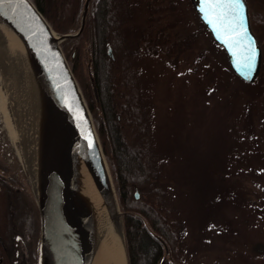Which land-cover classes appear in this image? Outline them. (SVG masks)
<instances>
[{"label": "trees", "instance_id": "trees-1", "mask_svg": "<svg viewBox=\"0 0 264 264\" xmlns=\"http://www.w3.org/2000/svg\"><path fill=\"white\" fill-rule=\"evenodd\" d=\"M34 2L56 32L67 34L80 28L81 0ZM246 2L251 29L262 51L261 69L259 76L251 84L240 80L232 69L231 74L244 85L259 89L258 98L264 108V2ZM97 7L98 5L96 13L87 17L82 34L63 41L62 47L88 106L99 123L97 132L109 165L115 167L112 174L123 213L128 264H191L189 260L197 255L186 244L187 225L181 218L180 207L172 194L173 180L165 176L166 157L154 140L152 106L146 100L140 81L141 71L133 62L138 50L132 48L130 26L125 25L122 33L118 34L115 14H106ZM156 17L153 35L149 36L152 40L145 39L137 45L142 44L148 49L147 53L153 56L161 51L169 55L175 53L174 63L177 65L181 61L180 57L184 60L189 42L187 44L180 37L174 38V33L169 29L171 21H162L161 18L158 22ZM200 25L209 31L201 21ZM214 44L225 54L221 46L215 41ZM109 47L113 49V57L109 54ZM206 54L207 49L201 48L200 60L204 61L203 65L207 68L211 60ZM187 57L190 60L189 54ZM195 57L193 52L191 58L196 60ZM91 76L97 87L98 99L93 91ZM250 120H254L253 114L243 112L239 119L233 120L229 125L232 142L227 151L228 158L233 163L240 162L237 155L239 152L246 158L247 153L252 150L253 142L258 139L252 131ZM239 121H245L246 137L240 134ZM229 176L227 175L228 179L216 181L217 185H205L206 193L202 192L198 196L201 213L209 223L207 231L212 228L219 233L228 231L226 226L230 223L224 218L228 207L248 211L264 219V206L253 199L252 189L243 190L241 182L232 183ZM136 191L139 192V198L135 196ZM23 192L27 197L24 195L26 199L21 208L14 209L10 202L7 209L0 210V237L10 252H15L17 241L22 242L28 250L26 254L29 256V264H37L39 212L33 199H29V189L25 187ZM7 193L10 197L13 192L8 189ZM2 198L0 196V201ZM218 219H222L224 226L215 223ZM252 245L253 249L245 262L264 264V241L253 242Z\"/></svg>", "mask_w": 264, "mask_h": 264}, {"label": "rangeland", "instance_id": "rangeland-1", "mask_svg": "<svg viewBox=\"0 0 264 264\" xmlns=\"http://www.w3.org/2000/svg\"><path fill=\"white\" fill-rule=\"evenodd\" d=\"M168 1L170 31L174 38L189 42L184 60L180 57L181 61L175 65V53L161 51L150 55L146 47L137 45L136 38L130 36L132 48L138 50L133 62L141 71L140 81L152 106L154 140L167 160L165 176L175 185L172 194L188 229L186 244L197 255L189 263L248 264L245 259L253 249V242L264 241V219L228 207L224 212V218L230 223L226 226L228 231L219 233L215 228L207 231L209 223L201 213L198 196L206 193L205 185H217L216 181L228 179L230 175L232 183L240 181L243 190L252 189L253 199L264 206V108L258 98L260 91L244 85L231 74L226 53L215 47L197 14L194 18L193 11L187 10L186 0H179L176 8L172 0ZM81 13L82 8L80 16ZM127 25L132 29L130 22ZM201 48L207 49L210 67L206 68L200 60ZM193 52L196 60L191 58ZM2 80L0 72V160L29 189L28 194L35 202L26 163L21 159L22 146L10 137L13 134L9 126L15 127L16 116ZM243 112L253 114L254 120L249 123L258 139L246 158L241 156L242 152L237 154L240 162L236 164L228 158L232 142L229 125ZM95 125L99 126L97 119ZM245 125V121H239V131L244 137ZM110 168L114 172L115 167ZM215 223L225 224L222 219Z\"/></svg>", "mask_w": 264, "mask_h": 264}, {"label": "water", "instance_id": "water-1", "mask_svg": "<svg viewBox=\"0 0 264 264\" xmlns=\"http://www.w3.org/2000/svg\"><path fill=\"white\" fill-rule=\"evenodd\" d=\"M90 1L83 5L78 31L61 34L34 0H0V20L20 41L39 91L38 98L33 95L25 106L32 160L26 167L40 220L38 264H91L84 213L71 199V166L77 153L84 159L109 213L116 209L119 213L128 262L123 213L113 174L95 118L62 47L63 41L82 34ZM191 1L199 20L224 49L233 73L243 82L253 83L260 73L262 51L251 29L246 0L240 4ZM108 51L113 57L112 47ZM91 83L98 99L92 76ZM31 168L36 173L33 179ZM135 196L140 197L138 191Z\"/></svg>", "mask_w": 264, "mask_h": 264}, {"label": "bare ground", "instance_id": "bare-ground-1", "mask_svg": "<svg viewBox=\"0 0 264 264\" xmlns=\"http://www.w3.org/2000/svg\"><path fill=\"white\" fill-rule=\"evenodd\" d=\"M0 69L3 86L13 104L15 127L9 126L11 138L22 146L21 159L32 162L27 130L26 101L38 98L35 78L26 62V54L13 30L0 20ZM33 71V70H32ZM16 133V134H15ZM31 160V161H30ZM71 199L84 213L90 235L91 264H128L121 234V220L117 209L110 214L81 155L73 156ZM35 169L31 168L33 179Z\"/></svg>", "mask_w": 264, "mask_h": 264}, {"label": "flooded vegetation", "instance_id": "flooded-vegetation-1", "mask_svg": "<svg viewBox=\"0 0 264 264\" xmlns=\"http://www.w3.org/2000/svg\"><path fill=\"white\" fill-rule=\"evenodd\" d=\"M85 1L81 0L82 9ZM172 2L175 4V8L177 7V3H180L179 0H172ZM186 2L188 4L187 10L193 11L195 18L196 11L192 1L186 0ZM97 5L99 11L106 14L111 12L115 14V23L118 26L116 32L118 34H121L123 27L130 22L132 24V29L130 28L132 31L131 35L136 38V43L144 42L145 39L146 41L152 40L149 36L153 35L154 18L156 16L158 22L161 21V18L162 21L166 20V22H169L167 15L168 0H91L87 17L92 13H96ZM159 25L161 26L160 23ZM25 187L19 179L10 174L7 166L0 160V196H3L0 201V210L7 209L10 202L13 203L14 209L21 208L22 204L25 203L24 199H26L23 192V188L25 189ZM8 189H11L13 192L10 197L7 196ZM31 198L29 195V199ZM18 248H20V251H17ZM26 249L22 242L17 241L15 252H10L3 238L0 237V264H4L5 262L7 264H29V256L26 254L28 250Z\"/></svg>", "mask_w": 264, "mask_h": 264}, {"label": "snow or ice", "instance_id": "snow-or-ice-1", "mask_svg": "<svg viewBox=\"0 0 264 264\" xmlns=\"http://www.w3.org/2000/svg\"><path fill=\"white\" fill-rule=\"evenodd\" d=\"M205 2L210 4H219V3L240 4L241 0H205Z\"/></svg>", "mask_w": 264, "mask_h": 264}]
</instances>
